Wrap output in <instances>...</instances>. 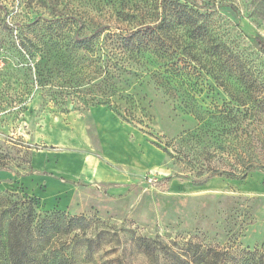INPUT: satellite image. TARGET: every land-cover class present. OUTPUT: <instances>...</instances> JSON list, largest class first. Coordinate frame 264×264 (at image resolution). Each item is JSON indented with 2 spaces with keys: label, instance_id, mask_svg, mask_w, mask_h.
Returning a JSON list of instances; mask_svg holds the SVG:
<instances>
[{
  "label": "rangeland",
  "instance_id": "obj_1",
  "mask_svg": "<svg viewBox=\"0 0 264 264\" xmlns=\"http://www.w3.org/2000/svg\"><path fill=\"white\" fill-rule=\"evenodd\" d=\"M162 1L0 0V208L29 198L88 218L51 247L71 245L73 264H177L191 241L264 252V0H173L207 31L168 33L185 69L118 39L169 18ZM213 171L239 176L193 182ZM166 177L168 192L152 187Z\"/></svg>",
  "mask_w": 264,
  "mask_h": 264
},
{
  "label": "trees",
  "instance_id": "obj_2",
  "mask_svg": "<svg viewBox=\"0 0 264 264\" xmlns=\"http://www.w3.org/2000/svg\"><path fill=\"white\" fill-rule=\"evenodd\" d=\"M157 14L160 9H170L172 15L164 17L160 24L145 27L143 24L134 28L130 33L119 35L123 50L129 55L142 56L145 52L162 51L173 60V66L181 64L183 69L188 65L187 59H182L177 54V42L169 36L178 29H184L191 40V23L193 24L195 40L199 42L206 28L196 19L199 15L178 1L163 0L162 4L156 3ZM197 16V17H196ZM101 33V31H99ZM254 45L264 55V38L256 37ZM89 50L91 40H85L79 45ZM184 56L191 57V41L184 46ZM186 53V54H185ZM230 58L225 59L227 70H231ZM191 66V65H189ZM235 66V65H233ZM243 71V67H237ZM226 175L238 177L234 173L213 171L204 179H193L196 184H203L211 177ZM247 173L242 175L245 178ZM171 177L151 183L157 191L166 193L170 189ZM92 222L84 216L70 217L66 212L54 210L44 213L37 211L33 199H21L11 203L7 208H0V264H73L71 261V245L61 252L52 250V246L59 239L68 238L77 231L87 232L91 229ZM74 237V235H73ZM102 236H96V240L88 239L85 243L72 238L71 243L76 247H84L87 250L101 245ZM67 246V245H63ZM134 248L142 254L151 256L157 254L159 247L155 242L147 238L139 237L134 240ZM187 256L185 259L174 255L177 264H264V252L244 250L239 254L219 251L213 247H205L202 244L187 243ZM67 251V252H66Z\"/></svg>",
  "mask_w": 264,
  "mask_h": 264
}]
</instances>
